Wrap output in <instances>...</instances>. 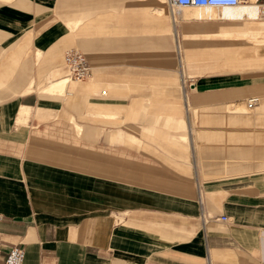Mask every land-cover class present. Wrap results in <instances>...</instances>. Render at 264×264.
Here are the masks:
<instances>
[{
    "label": "crops",
    "instance_id": "0c3cea01",
    "mask_svg": "<svg viewBox=\"0 0 264 264\" xmlns=\"http://www.w3.org/2000/svg\"><path fill=\"white\" fill-rule=\"evenodd\" d=\"M263 14L253 0L174 24L163 0H0V264L13 245L24 264H264V72L199 76L239 57L264 71L245 47ZM76 47L83 82L63 77Z\"/></svg>",
    "mask_w": 264,
    "mask_h": 264
},
{
    "label": "rangeland",
    "instance_id": "374dc122",
    "mask_svg": "<svg viewBox=\"0 0 264 264\" xmlns=\"http://www.w3.org/2000/svg\"><path fill=\"white\" fill-rule=\"evenodd\" d=\"M164 1V7H165V12H167V14H171V19L173 18L172 16V10L169 8V5L167 4L168 1L166 0H163ZM187 10H190V9H187ZM263 10V8H262ZM193 11V10H192ZM182 14V11L180 12V16ZM194 14L196 16V18H200V17H207V16H211L212 13H206L204 11H198V12H195L194 11ZM262 18H263V21H264V14L262 15ZM173 21V19H172ZM259 21V20H257ZM177 21L173 22L174 24L176 23ZM260 22V21H259ZM253 25H258L256 23L253 22ZM256 34V33H254ZM257 37L255 38H247V40L245 41L246 42V57H250V56H253V57H256L258 55H262V59H263V64H264V46H260V43H264V42H261L260 40H262L264 37H262V34H257L256 35ZM183 39H184V36L182 38V41L181 43L178 42L177 40V37L171 39L172 40V43L169 44L168 48L169 50L171 49V51L173 50V48L175 49V52H176V56H177V62L172 66L173 69L171 71V76H175V77H180V78H184V79H187V83H186V87H187V92H190V89H189V86L188 84L191 82H194V80H196L197 78H199V76H203L205 77L206 75H210V76H232V75H238V76H242V74H252V75H259L260 73L264 72L263 70L259 71L257 68H254L255 64L254 62H251L250 65H248L247 67H243V59H234V61L230 62L229 64L231 65H234L233 63L235 62V64H237V69H232L230 67H225V68H219L217 71H215L214 73H203L199 76H196L195 74L191 75L190 73H192V70H189L188 69V62H186L185 60V57H186V52H185V49L183 47L184 45V42H183ZM240 40H242V38H240ZM263 47L261 51H259V48ZM78 47H76L75 49H77ZM256 48V49H254ZM80 49V48H78ZM77 49V50H78ZM162 48H158V47H155V59L156 61H160V57H161V50ZM82 50V49H80ZM82 52H84L82 50ZM175 52L172 51L171 54H175ZM260 54H259V53ZM85 53V52H84ZM163 54V53H162ZM86 55V53H85ZM175 57V56H174ZM221 60V58H220ZM156 62V66H159L160 64ZM225 63L224 60L221 61V63ZM237 62V63H236ZM61 63H62V58H61ZM229 64H226V65H229ZM162 66V65H161ZM163 67V66H162ZM166 68V67H165ZM169 68H167L168 70ZM166 69L162 70H158L156 69L155 70V74L158 76V77H167L169 74L167 72ZM249 76V75H248ZM186 91V90H185ZM254 96H258L259 97V94H249V95H245L241 100H243L244 103H246L247 99L249 97H254ZM209 102V101H208ZM238 106V105H237ZM253 108H256L257 106L254 105L252 106ZM235 108H236V105H235Z\"/></svg>",
    "mask_w": 264,
    "mask_h": 264
},
{
    "label": "built area",
    "instance_id": "2783aa9c",
    "mask_svg": "<svg viewBox=\"0 0 264 264\" xmlns=\"http://www.w3.org/2000/svg\"><path fill=\"white\" fill-rule=\"evenodd\" d=\"M169 8L172 13L177 12L182 7H202V6H216V7H234L239 4L241 0H167ZM64 76L69 81H82L87 79L91 74V67L85 54L75 48H69L63 55ZM105 94V91H101ZM258 101L256 97H250L246 101L249 108ZM226 220V216L221 217ZM24 250L23 248L13 245L9 247L3 264H24Z\"/></svg>",
    "mask_w": 264,
    "mask_h": 264
},
{
    "label": "bare ground",
    "instance_id": "6f19581e",
    "mask_svg": "<svg viewBox=\"0 0 264 264\" xmlns=\"http://www.w3.org/2000/svg\"><path fill=\"white\" fill-rule=\"evenodd\" d=\"M250 1H253V0H241L239 4L234 7H216V6L188 7L186 6V7L179 8L177 12L174 11L172 13V16H173L172 19H173V22H175L181 17L188 18V19L194 18L195 17L194 11L195 12L204 11L206 13H212L211 16H207V17L205 16V18H209V19H215L218 16L219 11L221 12L224 18H227V19L229 18L233 20L239 19L243 16L245 12L247 13L249 11ZM187 9H190V10H187ZM181 11H182V14L180 16ZM83 81L84 80L76 81V82H83ZM257 103L258 101L255 104Z\"/></svg>",
    "mask_w": 264,
    "mask_h": 264
}]
</instances>
